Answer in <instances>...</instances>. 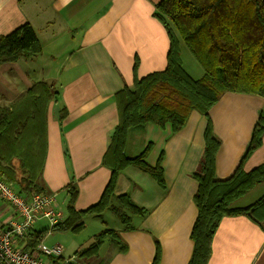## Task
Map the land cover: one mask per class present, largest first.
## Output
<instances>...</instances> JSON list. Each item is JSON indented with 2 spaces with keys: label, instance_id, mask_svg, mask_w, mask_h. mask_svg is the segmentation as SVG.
<instances>
[{
  "label": "crops",
  "instance_id": "obj_1",
  "mask_svg": "<svg viewBox=\"0 0 264 264\" xmlns=\"http://www.w3.org/2000/svg\"><path fill=\"white\" fill-rule=\"evenodd\" d=\"M158 1L0 0V34L29 21L42 45L35 58L0 65V105L14 102L37 81L55 83L57 88L47 111V151L39 182L46 191L57 194L61 220L67 217V183L77 189L75 208L83 209L98 200L108 180L109 169L102 157L118 122L114 93L132 84L134 72L141 77L166 65L169 38L154 14ZM179 47L180 54L187 48L181 40ZM63 110L66 114L60 118ZM260 112L264 114V97L233 91L222 93L209 109L213 131L220 140L215 162L219 177L229 175L243 155ZM206 124L205 115L194 109L175 132L169 122H148L130 130L125 154L134 156L150 144L146 160L155 164L162 153L165 186L129 165L119 172L114 195L128 194L147 213L133 214L128 226L115 221L109 209L100 215L86 214L82 230L91 229L84 240L89 239L87 244L73 235L77 232L51 230L42 242L59 243L64 256L75 255L68 264H152L157 241V264H186L197 215L193 195L198 183L192 172L203 152ZM263 162L264 132L261 145L248 156L244 167L250 170ZM262 194L264 181L232 205L246 206ZM13 219L14 209L0 199V227ZM104 226L118 233L125 250L107 238L96 257L80 256L77 251ZM45 228L47 221L36 219L29 233ZM207 264H264V230L243 214L223 217L212 237Z\"/></svg>",
  "mask_w": 264,
  "mask_h": 264
},
{
  "label": "trees",
  "instance_id": "obj_2",
  "mask_svg": "<svg viewBox=\"0 0 264 264\" xmlns=\"http://www.w3.org/2000/svg\"><path fill=\"white\" fill-rule=\"evenodd\" d=\"M155 8L154 14L169 38L166 65L141 77L134 72L132 84L114 93L118 122L102 157L109 177L100 197L93 204L76 209L77 189L68 183L67 217L49 228L21 236L19 242L26 248L42 241L50 230L79 232L86 214L100 215L109 209L127 226L133 214L145 215L147 210L128 194L114 195L116 179L125 167L134 165L164 187L163 156L161 153L156 163L150 164L146 160L150 144L136 155L127 156L124 150L128 134L148 122H169L175 132L184 126L194 109L205 115L207 124L203 152L192 172L198 183L193 195L197 215L190 232L193 249L186 264H207L212 237L225 216L246 215L264 230V194L246 206L232 205L264 181V162L250 170L244 167L245 160L262 143L264 114L260 112L243 155L225 177L215 171L220 140L208 116L209 109L226 91L264 97V0H159ZM180 40L203 69L198 79L183 66ZM41 52L42 45L29 21L0 34V65L35 58ZM56 94L55 83L37 81L14 102L0 105V177L14 181L17 191L27 196L46 191L39 180L47 151V111ZM65 114L63 110L60 118ZM107 238L125 250L118 233L104 226L77 253L85 259L96 257ZM159 253L156 241L152 264L158 263Z\"/></svg>",
  "mask_w": 264,
  "mask_h": 264
},
{
  "label": "built area",
  "instance_id": "obj_3",
  "mask_svg": "<svg viewBox=\"0 0 264 264\" xmlns=\"http://www.w3.org/2000/svg\"><path fill=\"white\" fill-rule=\"evenodd\" d=\"M12 185V184H11ZM13 192L0 181V197L10 202L17 211L19 221L0 228V264H64L63 261L55 262L48 257L56 258L61 254V246L38 245L32 252L23 247L13 244L12 238L15 233H23L30 227L37 216L51 219L54 223L59 218V212L54 208L55 197L51 194L37 193L31 197L18 194L13 186Z\"/></svg>",
  "mask_w": 264,
  "mask_h": 264
},
{
  "label": "bare ground",
  "instance_id": "obj_4",
  "mask_svg": "<svg viewBox=\"0 0 264 264\" xmlns=\"http://www.w3.org/2000/svg\"><path fill=\"white\" fill-rule=\"evenodd\" d=\"M0 181L3 182L5 185H7L8 188H9L12 192H13V189H12V186H13L14 190H15L18 194H21L22 196H25V197H31L32 195L37 194V193H45V194H51V195H54V197H55L54 208H55V209L59 212V214H60L59 218H58L57 221L54 222V223H50V222H51V219H47V218L42 217V216H37V217L33 220V222H32V224L30 225V227H29L28 229H26L23 233H21V234H19V233H15V234L13 235V238H12V242H13V244H14L15 246H17V247H23V249H25V250H30V251H32V252H34V251L37 249V246L40 245V244H42V245H46V246H52V245H55V244L60 245L59 243H54V244H50V245H49V244H45V243H43L42 241H40V242H38L35 246H32V247H28V248H26V247L24 246V243H20V242H19L21 236H23V235L26 234V233H29V231H30L31 227L33 226V224H34V222H35L36 219H45V220L47 221V223H48V228H49L50 226L54 225L55 223L61 221L60 218L62 217V214H61V212L59 211V209H58V207H57V202H58L57 194H56L55 192L43 191V192H35V193H33L32 195L27 196V195H24V194L19 193V192L17 191L16 184H15L14 181H9V180H7V179H5V178H2V177H0ZM69 183H70V182H69ZM11 184H12V185H11ZM67 184H68V183H67ZM67 184H66V185H67ZM66 185H65V187H64L65 191H66ZM66 193H67V191H66ZM0 199H3V198L0 197ZM3 200L6 201L7 203H9V204L12 206V208H13L14 211H15L16 219H13L12 221H10V222H8V223H5V224H4L3 226H1L0 228H4V227L8 226V225H10L12 222L19 221V216H18V214H17V211L15 210V207H14L10 202H8L7 200H5V199H3ZM16 237H18V241H17V242H16V240H15ZM60 246H61V245H60ZM77 252H79V251H77ZM48 258H49V259H53L55 262H60V261L65 262V261H66V263H64V264H68V263H71V262L74 260L75 255H71V256H67V257L64 256V255H63V248H62V246H61V254H60L59 257H56V258L48 257Z\"/></svg>",
  "mask_w": 264,
  "mask_h": 264
},
{
  "label": "rangeland",
  "instance_id": "obj_5",
  "mask_svg": "<svg viewBox=\"0 0 264 264\" xmlns=\"http://www.w3.org/2000/svg\"><path fill=\"white\" fill-rule=\"evenodd\" d=\"M182 56V61H183V66L185 68V70L193 76V78L195 79H198L201 77L202 75V72H203V69L202 67L200 66V64L197 62V60L194 58V56L191 54V52L188 50V48H186L184 50V53L181 54ZM198 70V71H197ZM112 213V212H111ZM112 216V218L115 220V221H118L117 217L114 215V213L110 214ZM97 221V220H96ZM99 221V220H98ZM97 221V223H99ZM110 224L111 221H110ZM85 229V228H84ZM91 229H89V227H87L85 230H82L80 232H77L73 235H77V239H79L80 241H83V242H86V243H83V244H87L89 242V239L88 241H84L86 240V238H88V233ZM109 241V239L107 240ZM48 242V241H47ZM106 244V243H105Z\"/></svg>",
  "mask_w": 264,
  "mask_h": 264
}]
</instances>
